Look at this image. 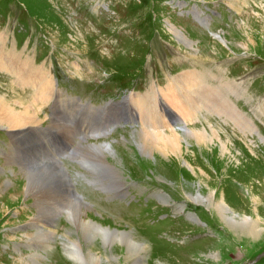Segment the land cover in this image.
Returning a JSON list of instances; mask_svg holds the SVG:
<instances>
[{
  "label": "rangeland",
  "instance_id": "374dc122",
  "mask_svg": "<svg viewBox=\"0 0 264 264\" xmlns=\"http://www.w3.org/2000/svg\"><path fill=\"white\" fill-rule=\"evenodd\" d=\"M0 40V52L18 61L32 59L22 64L34 59L33 67L44 72L53 62L63 92L50 100L54 105L72 104L59 97L68 84L69 97L94 106L105 97L116 102L132 93L125 100L128 121L107 137L88 141L114 148L106 162L120 180L90 159L86 144L79 158L92 172L90 182L81 179L88 177L84 173L74 177L83 172L75 164L66 166L76 181L74 192L84 197L82 217L129 233L144 249L130 253L117 243L114 260L102 245H92L93 252L82 249L88 263H98L91 252L101 257L99 264H264V0H0ZM26 46L30 51L24 53ZM192 72L210 86L208 99L195 105L175 86V96L188 105L185 111L170 105L164 110L166 122L182 137L176 138L180 151L154 147L152 157L142 154L136 142L144 129L157 127L152 119L160 118L167 102L159 92ZM19 83L26 89L10 79L0 82V97L30 115L37 112L43 121L38 126H51L61 138L54 154L52 145L34 139L31 129L38 126L0 128V264H33L31 257L39 264H83L64 244L74 231L67 215L54 225L45 218L61 207L48 186L58 182L40 178L30 189L38 195L26 196L24 172L31 163H46L70 182L59 157L79 132L64 114L75 117L81 131L89 127L87 111L74 110L76 104L46 117L36 103H28L32 89ZM138 98L146 101L142 108L132 101ZM184 123L189 136L182 135ZM34 219L48 231L43 241Z\"/></svg>",
  "mask_w": 264,
  "mask_h": 264
},
{
  "label": "bare ground",
  "instance_id": "6f19581e",
  "mask_svg": "<svg viewBox=\"0 0 264 264\" xmlns=\"http://www.w3.org/2000/svg\"><path fill=\"white\" fill-rule=\"evenodd\" d=\"M183 40L186 43L187 42L191 43L185 37H183ZM0 41H2V40H0ZM0 47L2 48V46H0ZM17 61H18V59H16L15 55H13V54L7 55L4 51L0 52V71L5 70V71L9 72L10 74L17 77V79L19 80L18 82H21L24 86H29L32 89L33 98H34L32 105L35 103L36 104H45V103L47 104V102H50V100L53 99V97L57 96V94L59 92V90L57 89L58 87L50 76H48L47 74L45 75V73L42 71V69H37V71H32L33 66H32V63H30L29 61L27 62V64H22V63H20L22 61H18V62ZM195 72H197V71H195ZM195 72L187 73L185 75L180 76L177 79H173L172 85L168 86L169 88L167 90H161L159 92L161 94L165 93V97L167 99V102L164 101V103H162V105H161V107H163V108H161L162 114H160V118L159 119H157V118L152 119L153 122L155 123L154 125L157 127L148 128L146 130L144 129L143 135L139 136L140 140L138 142H136L137 148H138V150H140L142 152V154L152 157L153 154H152L151 149H153L154 147L161 149L164 152H167L168 149L180 151V146H181L180 144L181 143H180V141L177 142L176 138L181 139L182 137L180 134H178L171 127V125L168 124V122H166L167 121L166 118L168 115H165L167 113L164 110H167L168 105H170L171 107H174L176 110L185 111L184 107H186V105H188L187 101L186 102H185V100L181 101L179 99V97L175 96V92L172 91V89L175 86H180L181 88H183L187 94L186 96L188 97V100L190 101V103L192 102L195 105H196V102H199V100H202V99L207 100L208 99V96L210 95V90H207L206 88H208L210 86H207V85L201 83L199 81V77L197 75L198 72L197 73H195ZM200 90H202V91H200ZM165 91H167V93ZM59 93H61V92H59ZM139 99L140 98L133 99L132 101H135L139 105V107L142 108L143 106L146 105V101L145 100L143 101V99H140V100ZM189 108H191V107H189ZM191 119H192V114H191ZM170 121H171V118H170ZM42 122L43 121L40 120V116L37 112H34L33 115H30L29 111L27 109H25L23 111L18 110L16 107L12 106L8 101H6L4 97H0V128H6L7 130H11V131L16 130V129H20L21 131H25V129L30 128V127H36V126L40 125ZM171 122L173 124V121H171ZM184 124L185 125L183 127L181 126L182 127V129H181L182 135L183 136H186V135L189 136L192 133V131L187 127L186 123H184ZM168 130H170L172 132V134H170L172 138L168 137L167 134H165V132H167ZM157 134L163 135L164 138L162 136L157 135ZM198 134H200V133H197L196 135H198ZM153 135H155V138L152 137ZM185 143L188 144L186 140H185ZM85 144H86V150H87L86 152L89 154L91 160L92 159L97 160L98 164L102 166L103 170L111 171L118 176V174L114 171V169L111 168L110 165L106 162L107 161L106 158H107L108 154H115L116 153L114 151V148L110 144H108V143L89 144L88 142H85ZM177 147H179V149ZM184 147H185V145H184ZM38 163L39 162L31 163L30 165L34 164V166L31 168L30 171L25 169L24 173L27 175L26 176L27 185L24 189V191H25L24 194H26V196H29L32 194L34 195L35 193H33L30 189L34 188V183L36 181H39L40 178L47 179V178L52 177L55 181L58 182L55 184H48V186L50 189L54 190L52 193H49V194L57 195L59 200H61V203H62L61 207L57 208L58 209L57 212H53V213L51 212L49 214H45V218L47 220H49V224L54 225L56 220L59 217H61L63 214L67 215V217H68L67 221L70 223V225L74 229V231L70 230V235L68 237V241L64 242V244L65 243L68 244L67 245V251H68L70 256L77 258V259L81 258L83 264H90L87 262L82 249L93 252L91 249V246L92 245L96 246L97 244L102 245L103 248L105 250H107V252L111 255V259H114V260L116 257L113 254V250L115 252V250L120 249V247H116V246H118L117 243H119L122 246L121 248L123 250H127L130 253L131 252L140 253L143 251L144 246L143 245L141 246V245L137 244L136 242H134L130 238L129 233L123 232L120 230L115 231V230H112L110 228L104 227L103 225L97 224L96 223L97 221L94 222L93 220L83 218L82 216L84 214V207H85V205L83 204V203H85L84 197L80 193L74 192L73 188L70 185V182L68 181V183H67V177L64 180L62 174L55 172V170H48V169H50V167H44L46 165V163H41V164H38ZM91 164H93V163H91ZM185 164L188 166V168L190 170H193L186 162H185ZM60 166L62 167L61 163H60ZM61 170L64 172V169L61 168ZM41 171H43L42 175L40 174ZM93 172H95V170H93ZM65 174H66V172H65ZM102 175L104 178L105 175L103 173H102ZM94 177H96V176H94ZM107 177L109 178V176H107ZM118 178H119V176H118ZM111 179L113 180V178H111ZM118 180H120V178ZM39 182H42V181H39ZM27 186H28V188H27ZM108 186L113 187L114 191L117 190V188H118V187L114 188L113 184H108ZM120 189H121V187H119L118 191ZM35 195H38V194H35ZM198 197H201V196H198ZM17 202H18V200H17ZM209 203H210V201H209ZM90 206H91V204H90ZM207 206L209 207V204H207ZM223 207H225V205ZM223 207H219V208H223ZM5 209H7V207H5L3 210H5ZM220 212L224 216V212H226L225 208L223 210H221ZM38 221H39V219L38 220L34 219L33 224L37 230V236H40L41 240L43 241L42 236L48 231H45V229H46L45 225L43 228L41 227L43 222L36 225L35 223ZM232 221H234V218L232 219ZM246 221H248V220H246ZM74 232H75L77 238L72 239ZM54 235H55V232H53V231L50 232L49 234H47L46 237H48L47 238L48 241H50V237H52ZM26 237H27V235H26ZM22 242H24V241H22ZM83 242H84V244H83ZM39 243H40V241H39ZM46 245H47V243H46ZM133 245H135L137 247H135ZM67 251H66V253H67ZM91 252H90L89 257L97 258V260H98L97 264H99L101 257L98 255H95ZM34 257H36V256H34ZM15 259H17V258H15ZM31 262H33V264H39V262L33 257H31ZM40 263H41V261H40Z\"/></svg>",
  "mask_w": 264,
  "mask_h": 264
}]
</instances>
